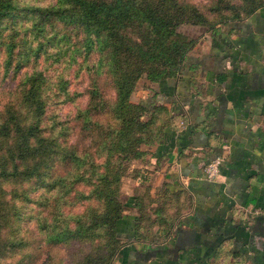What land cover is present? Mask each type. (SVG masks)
Instances as JSON below:
<instances>
[{"label":"crops","instance_id":"1","mask_svg":"<svg viewBox=\"0 0 264 264\" xmlns=\"http://www.w3.org/2000/svg\"><path fill=\"white\" fill-rule=\"evenodd\" d=\"M197 33L155 82L172 118L129 184L114 264H264V6Z\"/></svg>","mask_w":264,"mask_h":264},{"label":"rangeland","instance_id":"2","mask_svg":"<svg viewBox=\"0 0 264 264\" xmlns=\"http://www.w3.org/2000/svg\"><path fill=\"white\" fill-rule=\"evenodd\" d=\"M182 1L194 5L208 23L216 24L220 20L219 25L234 10L242 15L240 8L245 2ZM10 2L11 9L0 17V118L28 85L26 76L39 71L44 94L39 126L43 135L51 136L55 153L42 166L43 171L38 176L22 181L9 177L0 180V264H99L100 256L106 252L108 233L107 226L100 223L103 200L92 189L101 182L97 174L105 171L109 185L115 189L114 200L124 205L130 182L145 175L142 173L145 167L141 164L146 162L148 149L158 139L150 143L139 142L136 144L139 154L128 153L118 161L121 156L118 139L122 136L117 135L107 154L109 165L105 169L101 164L106 157L103 131L117 126V119L109 108L113 89L102 66L106 54L98 48L84 54L80 46L75 47L80 32L74 31L72 24L57 19L38 20L31 8L49 5L54 0ZM204 29V25L189 22H182L175 28L193 42L202 31L197 32ZM43 31L45 38L52 36L53 32L57 35L65 33L69 44L65 40H56L54 45H49V41L38 44ZM65 49L67 53H64ZM93 84L97 86L98 95L89 102L88 94ZM154 85L155 82L145 73L140 74L128 95L129 101L137 103L138 98H145L148 94L153 97ZM96 100V108L91 107ZM151 104H162L167 108L154 97ZM85 108H89L86 113ZM158 114L157 119L146 127V132L162 127V110H158ZM147 117L145 111L139 119ZM72 154L79 160L76 161ZM118 172L119 179L112 178ZM78 173L84 178L76 176ZM104 186L108 187V184L104 183ZM78 222L83 224L86 235L80 236L79 233L61 238L62 234L57 233L74 228ZM110 264H114L113 259Z\"/></svg>","mask_w":264,"mask_h":264},{"label":"trees","instance_id":"3","mask_svg":"<svg viewBox=\"0 0 264 264\" xmlns=\"http://www.w3.org/2000/svg\"><path fill=\"white\" fill-rule=\"evenodd\" d=\"M244 1L240 8L242 15L234 10L232 15L222 21L240 20L264 6V0ZM11 7L10 0H0V17L6 15ZM31 9L36 12L41 22L57 19L72 24L74 31L80 32L78 46H74H80L84 54L92 48L102 49L106 54L105 61L101 64L113 89L109 108L117 119V126L113 130L103 131L102 141L106 157L101 164L105 169L109 165L107 154L112 149L113 139L117 135L122 136L118 139L121 143L119 161L128 153L139 154L140 150L136 148L139 142L150 143L153 139L159 141L163 129L169 125L172 116L165 106L152 105L151 96L132 103L128 95L135 80L142 73L159 84L163 83L165 78L175 77L180 73L193 39L177 32L176 26L182 22H189L212 29L220 23V20H217L216 24L208 23L194 5L182 0H54L49 5L35 6ZM49 28L51 29L52 25ZM44 31L38 44L49 41V45H54L56 40L57 42L65 40L69 44L70 40L65 37V33L57 35L53 32L52 36L45 38ZM67 51L65 49L64 53ZM40 78L42 77L39 71L30 72L26 76L28 85L22 89L16 101L11 103L8 107L10 109H5L4 115L0 118V180L9 177L22 181L33 175L38 176L43 171L42 166L47 164L55 153L51 136L43 135L39 126L44 109ZM97 95V86L93 84L88 94L89 102ZM97 103L98 100L91 107L96 108ZM88 109L85 108V113ZM158 110H162V127L156 131L149 129L146 132V127L150 126L152 120L157 119ZM145 111L148 117L140 120L139 117ZM72 157L76 161L79 160L74 154ZM97 175L101 182L95 184L92 189L93 193L103 200L104 208L101 213L103 216L100 223L107 226L108 233L106 252L100 256L99 264H110L122 242L118 237L116 224L122 215L123 205L119 200L118 202L114 200L115 189L109 185L105 171H99ZM76 176L84 178L80 173ZM118 176L119 172L114 173L112 178L119 179ZM104 183L108 184V187H105ZM84 231L86 230L83 224L78 222L74 228H66L57 233L62 234L61 238H67L72 234L86 235Z\"/></svg>","mask_w":264,"mask_h":264},{"label":"built area","instance_id":"4","mask_svg":"<svg viewBox=\"0 0 264 264\" xmlns=\"http://www.w3.org/2000/svg\"><path fill=\"white\" fill-rule=\"evenodd\" d=\"M218 158L207 162L203 167L204 176L207 178L213 177L217 173Z\"/></svg>","mask_w":264,"mask_h":264}]
</instances>
